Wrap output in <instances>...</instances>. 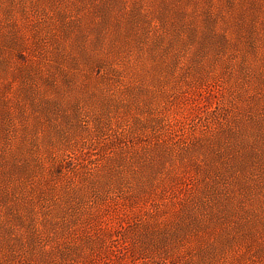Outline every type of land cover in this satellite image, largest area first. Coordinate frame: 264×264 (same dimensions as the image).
Masks as SVG:
<instances>
[{
	"label": "rangeland",
	"instance_id": "1",
	"mask_svg": "<svg viewBox=\"0 0 264 264\" xmlns=\"http://www.w3.org/2000/svg\"><path fill=\"white\" fill-rule=\"evenodd\" d=\"M0 264H264V0H0Z\"/></svg>",
	"mask_w": 264,
	"mask_h": 264
}]
</instances>
